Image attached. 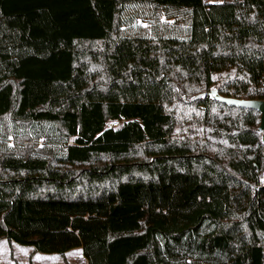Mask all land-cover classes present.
Listing matches in <instances>:
<instances>
[{"label":"trees","instance_id":"trees-1","mask_svg":"<svg viewBox=\"0 0 264 264\" xmlns=\"http://www.w3.org/2000/svg\"><path fill=\"white\" fill-rule=\"evenodd\" d=\"M130 2L184 11L188 36L121 35ZM212 88L264 100V0H0V120L63 144L0 154V240L87 264H264L260 114Z\"/></svg>","mask_w":264,"mask_h":264},{"label":"rangeland","instance_id":"rangeland-1","mask_svg":"<svg viewBox=\"0 0 264 264\" xmlns=\"http://www.w3.org/2000/svg\"><path fill=\"white\" fill-rule=\"evenodd\" d=\"M123 6L122 17L125 19V25L120 28L121 35L152 38L188 36L189 20L184 11L154 9L146 3L130 2ZM167 14L173 17L169 18ZM179 108L180 112L186 113L181 106ZM59 136L52 124L40 123L27 127L16 124L7 117L0 120V154H3L2 151H13L42 157L46 154L38 150L50 148L58 154L63 149V144L58 140ZM0 264H86V261L80 250H70L64 255L46 254L37 252L30 246H21L1 239Z\"/></svg>","mask_w":264,"mask_h":264},{"label":"water","instance_id":"water-1","mask_svg":"<svg viewBox=\"0 0 264 264\" xmlns=\"http://www.w3.org/2000/svg\"><path fill=\"white\" fill-rule=\"evenodd\" d=\"M201 95H209L230 106L249 108L259 112L260 116L257 130L261 133V140L264 144V100L222 97L217 93L215 88H212L210 91L204 92Z\"/></svg>","mask_w":264,"mask_h":264},{"label":"built area","instance_id":"built-area-1","mask_svg":"<svg viewBox=\"0 0 264 264\" xmlns=\"http://www.w3.org/2000/svg\"><path fill=\"white\" fill-rule=\"evenodd\" d=\"M120 124L119 121H110L106 124V127L107 128H115V127H118Z\"/></svg>","mask_w":264,"mask_h":264},{"label":"crops","instance_id":"crops-1","mask_svg":"<svg viewBox=\"0 0 264 264\" xmlns=\"http://www.w3.org/2000/svg\"><path fill=\"white\" fill-rule=\"evenodd\" d=\"M5 240V239H4ZM1 241V240H0ZM11 243H13V242H11ZM75 250H80L81 251V249L80 248H75ZM72 251H74V249H72ZM69 252V251H68ZM67 253V252H66ZM86 261V260H85ZM87 264V263H86Z\"/></svg>","mask_w":264,"mask_h":264},{"label":"snow or ice","instance_id":"snow-or-ice-1","mask_svg":"<svg viewBox=\"0 0 264 264\" xmlns=\"http://www.w3.org/2000/svg\"><path fill=\"white\" fill-rule=\"evenodd\" d=\"M214 79H215V77H214Z\"/></svg>","mask_w":264,"mask_h":264}]
</instances>
